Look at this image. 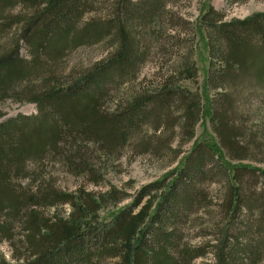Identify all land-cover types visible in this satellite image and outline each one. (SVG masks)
Returning a JSON list of instances; mask_svg holds the SVG:
<instances>
[{"label":"trees","instance_id":"1","mask_svg":"<svg viewBox=\"0 0 264 264\" xmlns=\"http://www.w3.org/2000/svg\"><path fill=\"white\" fill-rule=\"evenodd\" d=\"M180 1L0 0V240L12 253L11 262L0 264H192L210 253L215 264H264V213L259 221L245 220L254 207L240 181L246 174L264 178V170L226 162V153L233 161L247 159L239 139L251 134L254 141L264 131V120L243 131L231 117L236 96L248 92L246 81L258 85L264 101V13L227 22L210 0L203 3L206 90L218 92L204 102L177 81L197 78L196 28L178 12ZM105 2L107 16L94 17ZM151 37L158 49L172 43L168 54L182 76L167 71L154 84L114 94L139 80L149 53L144 38L149 46ZM103 42L113 48L105 59L65 73L68 51ZM8 100L32 103L38 113L4 121L1 106ZM205 117L214 141L195 144L180 167L108 218L101 212L121 200L114 188L73 194L56 185L53 173L60 169L81 184L104 185L95 156L126 147L156 158L169 152L177 160L184 152L176 141L192 142ZM215 183L224 186L219 205L209 191ZM64 206L70 207L65 216L58 212ZM209 209L220 213V222L201 235L209 241L187 243L185 226Z\"/></svg>","mask_w":264,"mask_h":264},{"label":"rangeland","instance_id":"2","mask_svg":"<svg viewBox=\"0 0 264 264\" xmlns=\"http://www.w3.org/2000/svg\"><path fill=\"white\" fill-rule=\"evenodd\" d=\"M137 2L139 0H133ZM206 0H181L176 2V8L181 16L187 18L195 26V45L193 50L194 63L197 69L196 80H181V77L177 80L179 84L189 89L194 93H199L203 101L205 102L207 97L215 99L218 92L206 90L207 75L210 68L209 54L206 46V38L204 31L200 29L199 18L203 3ZM106 4L99 8L92 15L94 17H100L102 15L107 16ZM213 7L219 12L225 15V21H244L257 14L264 13V0H249L243 4L232 3V0H210ZM19 7V6H17ZM17 8L16 11H19ZM15 11V12H16ZM150 31L153 32L152 29ZM147 35V34H146ZM148 35L150 32L148 31ZM147 35V37H148ZM143 51L149 50L146 57V64L140 69L139 80L135 83L127 84L118 88L114 94L122 93L126 91L131 93L132 87H137L140 84L145 86L154 84L158 75H167V71L180 74L177 67L179 63H176V57H171L168 52L171 51L172 43L163 49H158L154 37H151V44L148 46L149 38H144ZM114 43V42H113ZM111 42H103L95 46L81 48L75 51H68L69 55L64 59L65 73L74 71L75 73H81L85 68H89L99 61L105 59L109 52L112 51ZM162 54V55H161ZM23 55L28 56L26 50L23 49ZM161 69V70H160ZM242 82L238 83V85ZM248 92L246 94H239L235 99V111L236 114L233 117L235 125L242 128L243 131H250L254 127H258L260 122L264 120V101L260 98V91L257 89L258 85L254 81H246ZM244 86V85H243ZM242 88V87H240ZM112 105V104H110ZM1 110L5 115L4 121L12 119L20 114L26 116H33L38 113L36 105L32 103L18 104L11 100L6 101L2 106ZM257 125V126H256ZM213 123L210 118L205 117L203 121L196 127V135L192 142L189 144L183 143L182 139L176 141L175 147L180 148L182 157L175 160V155L169 152L162 154V157H154L152 155H140L136 151H131L129 147H126L123 152L117 153L111 157H106L97 154L98 167H100V173L104 180V185L95 186L92 183L86 182L81 184V180L76 177L64 172V170L56 171L53 173V177L56 180V185L66 193H76L78 189H83L87 193H106L107 191L114 188V190L120 196V202L116 207L112 204L110 208L101 212L100 217L102 219L110 217L114 212L125 209L134 203L135 197L138 192L146 185L154 183L163 179L168 172L177 166L182 165V160L189 153L195 144L214 141ZM146 129V128H145ZM261 129V128H260ZM259 130V129H258ZM257 130L254 141L249 139L251 134H247L246 138H240L239 140L245 141L242 147L248 151L247 159L242 161H233L230 156L226 153V162L236 165L238 167H252L260 170H264V131ZM96 160V158H95ZM261 175V174H259ZM244 180L240 179L241 186L243 187V194L246 200L251 199V205H253L252 214L244 216L245 220L248 221H259L260 216L264 213V178L263 176L256 181L249 175H244ZM224 186L221 184H214L210 186V193L212 192L213 203L217 205L222 202V195ZM104 191V192H102ZM251 197V198H250ZM70 211L69 206L59 208L58 212L65 216ZM52 211H47V215H51ZM203 213H209L207 215L199 216L196 220H190L187 226H185V239L187 243L196 245L200 243H207L209 238H203L201 235H205L210 230L211 224L220 222V213L217 210H211ZM16 237H21L20 231H16ZM18 241V239H15ZM0 259L6 260L7 262L12 261V253L7 243L1 242L0 240ZM111 263V262H110ZM192 264H215V257L213 254H209L207 257L195 260Z\"/></svg>","mask_w":264,"mask_h":264}]
</instances>
